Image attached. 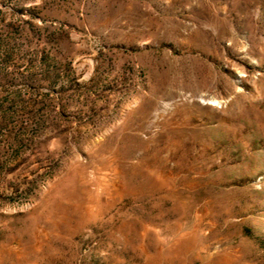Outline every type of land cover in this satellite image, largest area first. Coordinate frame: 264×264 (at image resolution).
Masks as SVG:
<instances>
[{
  "label": "rangeland",
  "instance_id": "obj_1",
  "mask_svg": "<svg viewBox=\"0 0 264 264\" xmlns=\"http://www.w3.org/2000/svg\"><path fill=\"white\" fill-rule=\"evenodd\" d=\"M0 264H264V0H0Z\"/></svg>",
  "mask_w": 264,
  "mask_h": 264
},
{
  "label": "bare ground",
  "instance_id": "obj_2",
  "mask_svg": "<svg viewBox=\"0 0 264 264\" xmlns=\"http://www.w3.org/2000/svg\"><path fill=\"white\" fill-rule=\"evenodd\" d=\"M215 101V100H214ZM203 103H208V102H206V100H203ZM215 103L217 104V106H218V104H219V102L218 101H215ZM212 105V104H211Z\"/></svg>",
  "mask_w": 264,
  "mask_h": 264
}]
</instances>
